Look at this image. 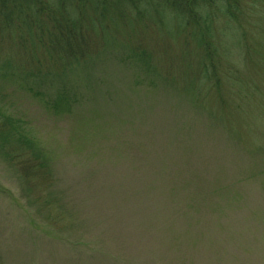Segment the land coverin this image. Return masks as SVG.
Masks as SVG:
<instances>
[{"label": "rangeland", "instance_id": "1", "mask_svg": "<svg viewBox=\"0 0 264 264\" xmlns=\"http://www.w3.org/2000/svg\"><path fill=\"white\" fill-rule=\"evenodd\" d=\"M129 53L65 68L0 41V264H71L77 245L129 264H264V73L225 84L221 110L211 88Z\"/></svg>", "mask_w": 264, "mask_h": 264}, {"label": "trees", "instance_id": "2", "mask_svg": "<svg viewBox=\"0 0 264 264\" xmlns=\"http://www.w3.org/2000/svg\"><path fill=\"white\" fill-rule=\"evenodd\" d=\"M246 19L255 27L249 34L243 25ZM230 29L238 35V46L243 43L231 52L225 46ZM7 36L26 59L37 63L46 59L65 68L123 45L130 51L128 59L147 67L158 61L167 71L178 72L190 89L197 90L193 85L197 83L200 95L202 88H211L221 110L230 102L225 84L245 92L241 84L251 88V79L264 73V0H0V41ZM235 50L245 62L242 68L230 63ZM216 116L226 121L221 112ZM7 119L12 140L28 141L24 133L18 137L19 126ZM73 251L71 256L63 254L65 263L129 264L110 248L99 256L81 245ZM53 261L57 264L59 259ZM232 264L257 261L249 254L244 262Z\"/></svg>", "mask_w": 264, "mask_h": 264}]
</instances>
